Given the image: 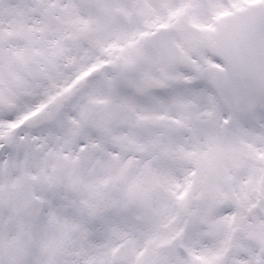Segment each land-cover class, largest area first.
Masks as SVG:
<instances>
[{
  "label": "snow or ice",
  "instance_id": "1",
  "mask_svg": "<svg viewBox=\"0 0 264 264\" xmlns=\"http://www.w3.org/2000/svg\"><path fill=\"white\" fill-rule=\"evenodd\" d=\"M0 264H264V0H0Z\"/></svg>",
  "mask_w": 264,
  "mask_h": 264
}]
</instances>
